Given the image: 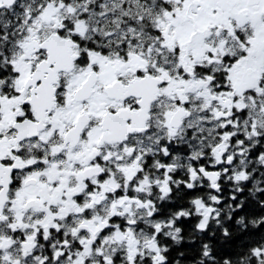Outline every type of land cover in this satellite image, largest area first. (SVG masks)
Instances as JSON below:
<instances>
[{
    "label": "snow or ice",
    "instance_id": "obj_1",
    "mask_svg": "<svg viewBox=\"0 0 264 264\" xmlns=\"http://www.w3.org/2000/svg\"><path fill=\"white\" fill-rule=\"evenodd\" d=\"M0 264H264V0H0Z\"/></svg>",
    "mask_w": 264,
    "mask_h": 264
}]
</instances>
